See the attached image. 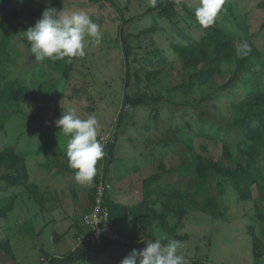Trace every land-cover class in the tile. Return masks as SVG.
<instances>
[{"label": "rangeland", "instance_id": "374dc122", "mask_svg": "<svg viewBox=\"0 0 264 264\" xmlns=\"http://www.w3.org/2000/svg\"><path fill=\"white\" fill-rule=\"evenodd\" d=\"M115 1L123 8L128 3L131 7L126 14L134 20L125 25L123 37L128 38L131 35L128 41L134 48L132 58H137L136 67L144 68L147 65L145 59L150 60L153 57L152 51L156 47L164 50L167 60L162 64L156 63L155 67H164L161 84L163 87L154 85L149 92H155L157 96H167L174 104H145L141 97L135 95V89L130 92L125 90L122 17L112 2L31 0L26 3L25 0H11L8 9L0 10L1 18L11 17L20 27L18 34L12 39L11 59L6 62V70L0 73V83L17 79L31 87L34 93L26 100L22 112L19 113L15 111L17 106L14 104L4 107L0 103V152L17 146V153L26 158L31 179L38 184L39 189L46 183L53 187L67 186L70 183L66 176L63 179L57 173L51 172L56 163L52 162L53 157L46 151H54V145L58 144L66 153L68 138L55 126V120L61 116L63 109L72 107L77 109L82 118L97 116L98 139L100 140L104 131L110 132L109 144L116 142L121 160L119 164L124 168L122 170L126 172L138 169L137 176L141 179L154 174L162 160L168 167L181 164L180 154L187 151V146L178 136V132L190 138L196 151L216 159L222 158L226 143L231 148L244 145L240 129L222 119L221 114L224 113L231 119L235 117L233 104L253 87V81L248 76L237 81L230 91L221 93L215 100L210 101L209 109L203 116L200 109L184 106L178 109L177 105L182 106L180 104L185 102V98L173 89L184 81L178 56L172 52L173 42L196 43L214 27L224 28L236 37L242 36L224 9L218 13L212 25L203 27L195 16L199 0H181L179 14L171 20L158 17L156 12L147 13L150 7L161 0H155L154 4L150 0ZM228 1L234 6L237 15L246 18L244 22L249 25V33L263 54L261 71L254 82L264 90V9L259 8L262 0ZM48 7L85 11L100 26L101 43L86 47V55L76 58L68 78L62 75L61 70L53 68L54 63L46 60L37 62L25 37L24 32L35 24ZM42 8L44 9L39 14L33 12ZM12 9L19 10L17 17L13 16ZM150 27H155L157 32L142 34L144 29ZM137 35L140 37L137 38ZM154 60L157 62L158 59ZM225 68L228 78L232 69L228 66ZM156 108L159 109L157 120ZM163 137L168 140V145L160 141ZM109 144L104 145L103 166L100 170H104L112 160ZM203 145L207 146V152L203 151ZM260 166L264 171V156L260 159ZM65 167L56 166L58 170ZM114 168L115 165L112 166L113 170ZM62 171L68 173L65 169ZM72 182L77 189H88L90 186L81 185L76 180ZM162 183L165 187L175 186L191 192L194 190L195 180L190 175L170 172L165 175ZM20 188L22 187L15 189ZM33 189L34 186L31 190ZM47 189L54 190L49 187ZM225 189V193L221 195L217 181H212L210 193L220 199L219 218L186 205L188 214L176 231L177 235L184 237V240H177L184 244L181 251L186 258L198 260L202 264H264V256L256 257L254 254L253 243V238L257 237L264 246V215L261 214H264V208L256 207L258 189L254 187V200L249 204L239 201V195L232 185L226 183ZM162 206L161 199L155 207L161 211ZM178 221V216L170 217L172 226ZM141 236L147 239L163 237L165 243L172 240L157 225L150 235L141 231ZM140 243L145 246L144 242ZM130 252L131 249L127 246L115 245L107 253L97 251L88 257L82 256L80 264H120Z\"/></svg>", "mask_w": 264, "mask_h": 264}, {"label": "trees", "instance_id": "16d2710c", "mask_svg": "<svg viewBox=\"0 0 264 264\" xmlns=\"http://www.w3.org/2000/svg\"><path fill=\"white\" fill-rule=\"evenodd\" d=\"M25 1L28 3L31 0ZM87 1L90 3L112 2L122 17L121 35L122 37L125 35V25L134 20L126 14L131 9L129 3L123 8L115 0ZM10 3L11 0H0V10L8 9ZM180 3L181 0H161L150 7L147 13L156 12L158 17L171 20L178 16ZM222 8L229 15L231 23L242 33V36L236 37L224 28L214 27L196 43L173 42L171 44L172 52L178 56L184 73V81L174 86L173 89L180 92L185 98V102L180 104L182 106L177 105L178 109L183 106L200 109V114L203 116L209 109L210 101L215 100L217 95L230 91L237 81L248 76L250 81H253V87L250 92L233 104L235 117L231 119L227 117L228 115L221 114L222 119L240 129L244 145L231 148L226 143L223 147L222 158L216 159L209 154L196 151L190 138L178 132V136L187 146V151L180 154L181 164L168 167L164 160L160 161L158 170L144 181L143 202L126 206L106 197V204L111 210L113 227L126 241L115 243L106 240L100 245L80 247L65 257H52V264H74L82 256H87L95 250L107 253L114 245L127 246L131 250L133 248L141 249L144 245L136 241L141 238L139 230L146 231L150 235L155 229V225L167 232L172 240H184V237L177 235L176 231L188 214L186 205L211 214L215 218L221 216L220 199L210 193L212 181H217L221 195L226 191V183L232 185L239 195V201L248 204L254 200L253 190L254 187L257 188L259 199L256 202V207L264 208V171L260 166V159L264 156V90L254 82L261 71L263 54L249 33V25L244 22L246 18L237 15L234 6L228 0H225ZM259 8L264 9V0L260 2ZM43 9L32 11L39 14ZM18 11V9H12L13 16L17 17ZM19 29L20 27L11 20V17L1 18L0 16V73L6 70V62L11 59V42L13 37L18 34ZM153 32H157L156 28L150 27L144 29L142 34L149 35ZM130 37L131 35L128 38L123 37L122 44L126 70L125 90L130 92L131 89H135V95L141 97L145 104H174L167 96H157L155 92H149L154 85L163 87L161 84L163 83L164 67L160 69L155 67L156 63L162 64L167 60L164 50L156 47L152 51L153 57L150 60L145 59L147 65L144 68H137L135 65L137 58H132L134 48L128 41ZM139 37L137 35V38ZM244 45L246 47H241ZM155 58L158 59L157 62H155ZM46 61L54 63L53 68L61 70L62 75L68 78L76 58L69 60L66 57L63 60L46 59ZM225 66L232 69L228 78ZM33 95L31 87L20 80H8L0 83V103L4 107L14 104L17 106L15 111L18 113L22 112L23 104ZM156 110L155 118L157 120L159 109L156 108ZM160 141L169 144L164 137ZM109 146L112 161H115L116 142ZM202 148L203 151H208L206 145H203ZM2 166L6 172L3 179L8 184L30 188V177L25 158L19 155L14 148L8 147L0 152V167ZM102 166L103 158L97 164L98 171L94 178L96 184L101 174L107 177L109 169L100 170ZM69 169L74 173L73 169ZM170 172L192 176L195 180L194 190L190 192L175 186L165 187L162 183L163 178ZM95 193L96 187L92 193L93 199ZM161 199L163 206L159 211L155 206ZM172 215L179 217L178 223L174 226L170 223ZM131 216L133 220H130ZM253 243L256 257L264 256V246L261 240L254 237ZM186 259L188 264H202L198 260Z\"/></svg>", "mask_w": 264, "mask_h": 264}, {"label": "crops", "instance_id": "0c3cea01", "mask_svg": "<svg viewBox=\"0 0 264 264\" xmlns=\"http://www.w3.org/2000/svg\"><path fill=\"white\" fill-rule=\"evenodd\" d=\"M57 145H54V151L47 150L46 153L56 163L51 172L63 179L66 176L67 182H70L67 186L53 187L46 183L39 189L27 167L30 188L15 189L19 186L8 184L3 179L6 172L3 166L0 167V264H42L43 256L62 258L76 249L77 236L81 231V214L93 204L92 193L96 180L88 189L74 188V173L68 168L66 153ZM12 148L17 150V146ZM115 153V161L111 160L104 168L109 169L107 178L113 184L107 194L108 199L126 206L143 202L146 177L141 179L137 176L138 169L123 171L117 149ZM62 165L66 166L62 169L68 173L56 168ZM33 186L35 189L31 190ZM47 187L54 190L48 191ZM130 220H133L132 216ZM136 241L140 243V239ZM80 261L74 264H80Z\"/></svg>", "mask_w": 264, "mask_h": 264}, {"label": "clouds", "instance_id": "9594fccd", "mask_svg": "<svg viewBox=\"0 0 264 264\" xmlns=\"http://www.w3.org/2000/svg\"><path fill=\"white\" fill-rule=\"evenodd\" d=\"M150 3L154 4L155 0H150ZM224 3L225 0H199L195 9L197 22L203 27L212 25ZM24 33L37 62L84 57L89 44L98 46L102 40L100 26L85 11L54 7L46 8ZM98 125L96 115L82 118L75 107L63 109L61 116L55 120V126L68 138V166L74 170L75 180L81 185L93 182L98 161L104 156V144L98 139ZM164 239L141 236L140 241L145 246L133 248L120 264H188L186 255L181 251L183 242L168 240L165 243Z\"/></svg>", "mask_w": 264, "mask_h": 264}, {"label": "built area", "instance_id": "2783aa9c", "mask_svg": "<svg viewBox=\"0 0 264 264\" xmlns=\"http://www.w3.org/2000/svg\"><path fill=\"white\" fill-rule=\"evenodd\" d=\"M100 140L105 146L108 145L110 143V132L104 131ZM112 188V182L104 174H101L99 181L96 184V193L93 204L89 210L83 211L81 214V231L77 236L76 249L80 247L87 248L93 245H100L106 240L115 243L126 241L125 238L113 227L111 210L106 204L107 194ZM52 257L53 256H43L41 258L42 264H52Z\"/></svg>", "mask_w": 264, "mask_h": 264}]
</instances>
